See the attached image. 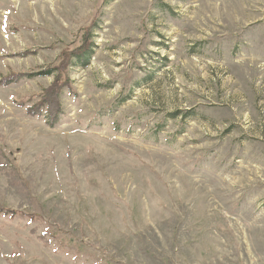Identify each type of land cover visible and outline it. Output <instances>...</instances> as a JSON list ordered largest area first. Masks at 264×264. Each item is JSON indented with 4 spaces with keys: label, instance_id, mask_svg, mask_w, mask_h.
<instances>
[{
    "label": "rangeland",
    "instance_id": "374dc122",
    "mask_svg": "<svg viewBox=\"0 0 264 264\" xmlns=\"http://www.w3.org/2000/svg\"><path fill=\"white\" fill-rule=\"evenodd\" d=\"M87 30L55 125L0 87V264H264V0H0V78Z\"/></svg>",
    "mask_w": 264,
    "mask_h": 264
},
{
    "label": "trees",
    "instance_id": "16d2710c",
    "mask_svg": "<svg viewBox=\"0 0 264 264\" xmlns=\"http://www.w3.org/2000/svg\"><path fill=\"white\" fill-rule=\"evenodd\" d=\"M83 41L79 46L64 47L54 62L45 69L29 72H10L0 78V87L11 85L22 79L34 77H52L51 83L42 89L38 99L31 105L26 106L29 115L44 116L49 125H55L63 115L62 96L65 90H71L72 81L70 79V69L75 66L85 67L89 64L93 53V44L88 37L90 32L87 30ZM20 105H26L21 101ZM21 212L10 209L5 205H0V214L14 217ZM34 219L33 216H29Z\"/></svg>",
    "mask_w": 264,
    "mask_h": 264
}]
</instances>
